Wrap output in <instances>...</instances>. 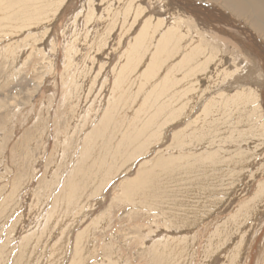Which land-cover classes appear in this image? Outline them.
<instances>
[{
  "label": "rangeland",
  "instance_id": "374dc122",
  "mask_svg": "<svg viewBox=\"0 0 264 264\" xmlns=\"http://www.w3.org/2000/svg\"><path fill=\"white\" fill-rule=\"evenodd\" d=\"M89 1L90 0H65L63 1L65 2L63 8L57 12L58 14L41 11L39 14L37 13V16H41L42 19L37 21V24H34L33 22L29 28H25L21 32L14 29L13 31L16 32L13 34L8 32L11 29L5 30L7 34L0 38V264H53L54 261L52 258L55 256L54 251L56 249L63 250V252L66 251L64 257L61 258L62 264H73V261H77L78 258L75 254H77L78 257L80 256L83 258V264H264V130L260 128L263 119H259L256 115L250 118L251 121L248 113L244 112L243 107L240 108V106H238L241 110L237 112L238 109L235 108L237 107V104L227 107L228 103L225 104L221 101V104L219 101L220 98L215 96L225 90H228L227 93L230 95H234L233 92L236 91V87H241V85H243L244 88H258L257 85L262 84V76L260 82L258 77L255 79V76L247 75L246 77H241L239 80L232 81V86L227 89L224 88L225 84H222V79L225 80L223 73H221L223 69L219 71V74H215L214 78H212L213 74H210L212 77L210 75V77L208 76V71L203 75H200V73L197 74V79L196 81L194 80L193 83H196L199 80V82H201L202 80L203 84L198 82L195 86L196 88L192 90L191 93L188 95L186 94V97L185 95L183 96L182 101L184 102H182V104L185 105L186 108L184 106L182 112L180 111V114L178 115L181 120L179 121L177 117L172 123L170 122L172 116L169 112L172 111L173 108L175 109V107L172 105V109L166 108L167 110H165L162 106L157 105L160 100H155L154 98L156 97H153V95L149 96L151 87L158 83V80L156 79L157 77H154L155 79L152 80L153 82L151 81L153 84L150 85V82L144 83L140 76L142 73L141 70H144L151 58L149 52H152L151 49H154L153 45L158 37L157 34V36H154V40L152 41L153 44L149 46L147 50L144 48L148 54L143 57L138 67L132 66V72L128 74L124 84H121L119 88H115V81L113 82L117 75L116 73L120 71L119 69L123 65L122 63H124V65L126 63L125 58H123V54L121 53H125L129 44H133L132 40L138 35L140 27L149 15L142 17V19L134 25L130 33L121 34L120 30H114L112 32L113 34L110 33L111 35L106 37L107 41H105V44V42L102 43L100 38H103V35L106 34V26H109V23L107 24V18L103 19L101 17V13H103L105 8L107 10V5L110 3L105 6L103 4L105 3L104 1L99 5V2L102 0H92L91 4L95 7L93 18H86V7H88ZM18 2L19 0H0V14L5 13L6 10L7 14L10 10L11 12H9L10 14L8 13V15H14V12L21 7V4ZM53 2L54 0H45L44 2H41L40 5H36V7L47 10ZM201 3L209 5L211 10L217 12L222 11V8L218 5L205 2ZM47 5L48 7L45 8ZM144 5H151L152 8L153 1L147 0V3ZM83 7L85 14L83 12L82 15L78 16V19H75L76 17L74 15L80 12ZM56 15L57 17H53ZM50 16L54 19L49 18ZM151 16L152 20H154L155 13H152ZM160 17L168 19L169 16L160 15ZM47 19L51 20L48 21ZM90 19H92V21H90ZM72 20L74 21L70 24V21ZM87 21L88 23H86ZM167 21L171 22V20ZM153 22L155 24V20ZM10 23L12 24V22ZM83 24L86 28L83 27ZM14 25L16 26V23ZM70 25L75 26H72L71 28ZM65 27L67 33L66 31L63 32ZM81 27L83 29H81ZM84 30L86 32H84ZM72 31L75 33L73 34ZM81 31L82 34L80 33ZM61 32H63V34L65 33V37ZM71 33L74 36L78 34L80 38L77 35V37L75 36L73 38ZM88 35V38H90L89 40L86 38ZM70 36H72V38ZM255 37L257 38L258 43L263 45L262 47L264 49V33H258ZM83 38H86L84 39L85 41ZM108 38H110V40H108ZM51 39H53V41H51ZM66 41H69L70 43ZM66 44L68 45L67 47ZM90 51L92 52L90 53ZM107 52L109 55H107ZM14 54L17 56L12 60L10 56H14ZM230 54H232L231 58H233V60L241 58L239 52L236 51L234 53H229V51L224 53L226 57H229ZM178 55L179 53L172 57L171 64L175 63L173 59L177 60ZM17 57L18 60L16 59ZM70 61L72 62V65L74 64L73 62H75L73 67H71ZM120 63L122 65H120ZM78 70H83V72L80 73ZM212 70H214V67H212ZM162 71V69L159 70L157 74H159V76H164L166 69L163 72ZM79 74L81 76H79ZM177 74L180 79L181 75L179 73ZM70 76H73V79ZM77 77H80L79 80ZM214 79L216 81H214ZM80 82H83L85 87L83 84L81 85ZM93 83L95 86L91 85ZM190 84L191 83L188 82L183 83V90L185 88H191ZM135 85H138L139 87ZM147 85L149 86L147 87ZM221 87L223 89H221ZM145 88L148 89L145 90ZM198 90L200 91L198 92ZM141 92L143 94H141ZM126 94L130 96H127ZM140 95H143V97H140ZM136 96H138L139 99H137ZM202 96L203 98H201ZM187 97H189V99ZM214 97L219 99L215 101V105L211 108L214 113L210 116H205V118H207L205 119L202 115V111L207 102ZM96 99L97 101H100V104ZM190 100H192V103ZM127 101H130V103ZM134 101L136 104L137 101L140 103L138 102V105L135 106V103H132ZM152 102L156 105L155 107L157 109ZM113 103L120 104L121 106L115 108V111ZM260 103L262 104L263 102L259 100V107L261 106ZM145 104L150 105L145 107ZM104 105L106 107H104ZM127 105L128 108L126 109ZM132 105L135 107H132ZM222 105H224V107ZM123 107L126 109L125 111ZM144 107L145 111H147V114L145 113L146 115L141 113V111L144 112ZM132 108L134 109L132 110ZM151 108L153 112L150 111ZM231 108L233 109L231 110ZM95 109L99 112L97 113ZM138 109L142 110L139 111ZM107 110H112L110 116L113 123L110 127L113 131L111 129L105 131L104 133L106 135L104 134V136H101V133H103L104 130H101L103 127L101 125V120L104 117V112ZM185 110L188 111V113L190 112V114H188L189 116L183 114L186 112ZM261 110L264 118V108ZM94 111L97 115H94L96 114ZM161 111L164 115L158 113ZM120 112L123 113L120 114ZM125 112H128V114ZM151 113H154V115ZM243 113H245V115ZM121 115L122 117L119 118ZM132 115L139 116L142 122L143 119L147 120L148 115L155 118L151 123H148V120L147 123L144 121L143 124L145 123L146 125L141 123V127L143 128L136 129L134 127L138 133L140 132L138 136L141 137L136 140L127 137L128 141H125L123 148L124 157L122 156L119 159L120 161H117V159H114L113 157L118 151V147L115 146L114 143L116 142V145L119 143H117V141L118 139H122L120 138L121 134V136L124 137V131H121V124L123 121H129L132 118L134 119L135 117ZM191 115L194 117L196 116V118ZM237 115H239V117ZM88 116L91 118V123L88 121ZM123 117L125 118L124 120ZM141 117L145 118L142 119ZM208 118H213L212 120L215 122H207ZM218 118L220 120L223 118L224 120L220 122ZM183 119L187 120L184 121ZM225 120L226 122L229 120V122L223 124ZM234 122H238L239 124L234 125ZM199 123H202V125ZM256 125H259V127ZM132 126H129V129H131L130 131H135ZM114 127L116 128L115 132ZM216 127H218V130L221 133L224 132V134L222 133L224 137L221 142H219V140L217 141L218 138H212L215 134L214 131L217 129ZM164 129H166V131ZM191 130L193 133L195 130V133L193 134L192 132H189ZM151 131L152 133H150ZM197 131H200L203 134L198 135L199 133ZM157 132L159 134L161 133V135ZM166 132L168 134H166ZM156 133L158 135H156ZM189 133L191 134L188 135ZM151 135L153 136L151 137ZM164 135L166 136L164 137ZM182 136L185 139H183ZM150 137L151 139L153 138V141L151 140L152 142L147 140V138ZM225 137L227 142H224ZM157 139H161V141L159 142ZM233 139L234 141H232ZM245 139L246 141H244ZM142 145L144 146L142 147ZM145 148L148 149V152L140 155L139 153L147 150ZM113 150L115 151L113 152ZM185 153H188L189 155H185L184 158ZM231 153L232 157L230 156ZM93 154L95 156H93ZM210 155L213 156V159L205 162L204 158ZM129 156H132V158ZM187 156H189V158ZM170 157L172 159H181L182 157L183 159H187L188 163L193 160V164H195V161H203L197 172L198 177L196 184L199 183L194 185L191 189H188L187 186L181 191L173 192L169 194L170 197L168 195L165 197L164 194H162V196L154 197V199H152L154 201H152L153 203L150 205L146 203L148 199L145 197H140L141 200L134 202L133 204L124 197V190L131 184L134 187L137 185L135 187L137 190H145V192H149L152 187L150 186V181H148L151 177L148 176L162 174L161 176L174 179L176 173L170 169L173 168L172 166L164 167L162 171L158 170L155 174L153 173L163 161H169V159H171ZM98 158H104L105 162L103 161L104 172L101 175H98V178L96 179L97 181L99 180V188L96 189L94 185L95 182L92 181L91 178L84 179V176L83 180L82 178L79 179L77 172L81 166H87L83 174H89V164H94V161ZM241 160L242 162H240ZM113 163L114 166L118 164L119 167L117 166L118 168H114ZM220 163L222 164L220 165ZM225 163H228L229 166ZM120 165H122L123 168ZM205 166L206 168H204ZM122 169L125 171H121ZM169 169L173 173H170ZM237 172L238 174H236ZM230 174H233V176ZM235 174L236 177H234ZM214 175L216 178H214ZM93 179H95V175ZM107 181H109L108 184L106 183ZM230 182L231 185H229ZM80 183H82L81 185L84 188L89 189L90 187V190L88 192L86 191V193H84V191L83 193H78V191L82 192L81 186H79ZM207 184H209V188ZM100 186L103 188H100ZM202 188L203 191L201 190ZM213 188L215 191H213ZM185 191L189 192L186 193ZM197 193H200L201 195ZM77 196H81L78 201L79 203L74 200V204L68 203L69 206L65 205L67 199L70 197L75 199ZM176 196H180L184 199L177 208L173 203L174 197ZM205 198H208L207 200L209 202H207ZM168 199H171V201L167 202ZM196 201L198 203H196ZM186 205L188 206L186 207ZM36 206L39 207L40 210L39 208H36ZM139 206H142L143 208H140ZM191 206L192 208H190ZM65 207H68V210ZM177 209H183V214H180L181 216L179 217V220L174 218L172 213ZM195 209L197 210L195 211ZM46 210L48 211L46 212ZM77 214L80 215L78 218ZM60 218L63 219L59 220ZM183 218H185V222L181 221ZM168 221L170 222L168 223ZM174 221L175 223H173ZM70 222L74 223L71 224ZM190 222H193L194 224H191ZM181 223L183 224L182 227ZM34 230L36 231V234ZM66 231L70 234L68 233L67 235ZM40 233H42V235ZM84 233L85 235H83ZM33 235L35 237H31ZM184 235L187 237L185 238ZM34 238L35 240H33ZM36 239H38L37 243ZM165 239L168 241L171 240V242H167ZM178 239L182 240V242ZM80 240H82L81 242L83 244L80 243ZM38 241L41 242L40 244L43 246H41ZM172 241H176L174 242L175 247L173 246ZM52 243L55 244L56 247L53 246ZM165 243H170L168 244V247L172 244V248H175L176 250L170 247L165 249L164 252L160 247L161 244ZM182 243L183 245L179 246ZM156 244H159L158 247L155 246ZM65 245H67V247ZM176 245L179 249L176 248ZM28 247L30 250L27 251L26 249H28ZM155 247H157V249ZM158 248L161 251H159ZM170 249L171 253L175 252L174 255L172 254L171 258L170 255L167 254ZM90 256L91 259H88ZM70 257L73 259L71 260ZM172 258H175L174 260L176 261ZM50 259L51 262H48Z\"/></svg>",
  "mask_w": 264,
  "mask_h": 264
},
{
  "label": "bare ground",
  "instance_id": "6f19581e",
  "mask_svg": "<svg viewBox=\"0 0 264 264\" xmlns=\"http://www.w3.org/2000/svg\"><path fill=\"white\" fill-rule=\"evenodd\" d=\"M45 1V0H44ZM43 0H19V4H21L20 6L21 7H19L15 12H14V15H8V13L9 12H11L10 10L8 11V13L6 14V11H5V13H3V14H0V38L1 37H3V36H5L7 33H6V31L5 30H9V29H11L10 31H8V32H10V33H14V32H16L17 30H18V32H21L22 30H24L25 28H29V26L34 22V24H37V21H40L41 19H42V17L41 16H37V13L39 14L41 11H45V13H50V12H52V13H55V14H58L57 12H59V10L61 9V8H63V5H64V3L65 2H63V1H65V0H54V2L53 3H51L50 4V8H48L47 10H44V9H39V8H37L36 7V5L38 6V5H40L41 4V2H44ZM47 1V0H46ZM53 1V0H52ZM83 1V0H82ZM94 1V0H93ZM103 1L105 2V3H103ZM153 1V6H152V8H151V5H149V6H146V5H144V4H146L147 3V0H102V1H100L99 2V5H101L100 3H103L105 6L107 5V4H109V5H107L108 7H107V10H106V8H105V10L103 11V13H101L102 14V18L103 19H105V18H107L108 20H107V24L109 23V26L107 25L106 26V34H104L103 35V38H100V40H102V43L103 42H105V41H107L106 39V37H108V36H110L111 34L110 33H112L114 30H116L117 29V31H119L120 30V33L121 34H126V33H130V31H131V29L134 27V25L136 24V23H138L141 19H142V17H144V16H147V15H149V17L143 22V25L140 27V29H139V33H138V35L135 37V39L134 40H132V42H133V44H129V47L127 48V50H126V52L125 53H121V54H123V58H125V65H124V63H120V65H122L121 67H120V71L118 72V73H116L117 75H116V77H115V80H113V82L115 81V83H114V86H115V88H119L120 87V85L121 84H124V81L126 80V78H127V76H128V74L129 73H131L132 71H131V68H132V66L134 67V66H137L138 67V65H139V63L141 62V60L143 59V57L146 55V54H148V53H146V51H145V49L144 48H146V50L149 48V46H151L153 43H152V41L154 40V36L157 34L158 35V37H157V39H156V42H155V44L153 45L154 46V49H151L152 50V52H149V54L151 55V58H150V60H149V62H148V64H147V66L144 68V70H141L142 71V73L140 74V76H141V80L144 82V83H149L150 85L151 84H153L152 82V80H154L156 77V79L158 80V83L155 85V86H152L151 87V92H150V95L149 96H152L153 95V97H156V98H154L155 100L156 99H158V100H160V102H158L157 103V105H159V106H162L163 108H165V110H167L166 108H168V109H172V105L175 107V109L173 110L172 109V111H170L169 113H170V115L172 116V120L170 121V122H172L173 120H175L177 117H178V115L180 114V111L182 112V109H183V107L185 106V105H183L182 104V102H184V101H182V98H183V96L185 95V97H186V94L188 95L189 93H191V91L192 90H194L196 87V85L198 84V82L200 81H197L196 83H193L194 82V80L196 81V76H197V74H199L200 73V75L202 74H206V72L208 71V76L210 75V74H213V77L212 78H214V75L215 74H219V71L221 70V69H223V71H221V73H223V75H224V79L225 80H223L222 79V84L224 83L225 84V86H224V88H227V89H229L230 88V86H232V81H236V80H239V78H241V77H246L247 75L249 76V75H251V76H255V79L258 77L259 78V82H260V80H262L261 79V76H262V78H263V81H262V84L261 85H257V87L258 88H255L254 87V89H252V88H249V87H246V88H244L243 87V85H241V87L239 86L238 88L236 87V91H231V92H233V94L234 95H230L229 93H227L228 92V90L226 91H223V92H221L219 95H215L216 97L218 96V98H220V103L222 104V102H224L225 104L226 103H228L227 104V107L229 106L230 107V105H236L237 104V107H235L236 109H238V111L237 112H239L241 109V107H243L244 108V112L245 113H248V115H249V119L250 118H252L253 116H256L257 115V117L259 118V119H263V123L260 125V128L261 129H263L264 130V118H263V113H262V108H264V49H263V45H261L260 43H258V40H257V38L255 37L256 36V34H258V33H264V0H152ZM81 2V1H80ZM201 2H205V3H208V4H215V5H218L220 8H222V11H214V10H211V7L209 6V5H207V4H203V3H201ZM92 3V0H90L89 1V3H88V7H86L87 8V16H86V18L87 17H89V18H93V12L95 11V7H94V5L93 4H91ZM2 4V3H1ZM83 5V4H82ZM42 6V5H41ZM44 6V5H43ZM103 6V5H102ZM48 7V5L47 6H45V8H47ZM145 7H148V8H145ZM214 7V6H213ZM216 7V6H215ZM34 9V11H33V9ZM79 9V8H78ZM216 9H218V8H216ZM62 10V9H61ZM84 10V7L81 9V11L80 12H78L76 15H74L75 17V19H78V16L79 15H82L83 14V11ZM31 11H33L32 13H30ZM85 11H86V9H85ZM152 13H155V17H154V20H155V24H154V20H152V16H151V14ZM10 14V13H9ZM84 14H85V12H84ZM158 15V16H157ZM160 15H168L169 17H168V19H166V18H161L160 17ZM73 16V15H72ZM153 16H154V14H153ZM53 17H57V15L56 16H53ZM53 17H49V18H53ZM48 18V19H49ZM47 19V20H48ZM50 19V20H51ZM54 19V18H53ZM50 20H48V21H50ZM66 20H68V19H66ZM89 20V19H88ZM167 20H171V22H169V21H167ZM60 21V20H59ZM74 20H72V21H70V24H71V22H73ZM90 21H92V19H90ZM89 21V22H90ZM10 22H12V24L10 23ZM69 22V21H68ZM77 22V21H76ZM104 22H106V21H104ZM16 23V26L14 25ZM86 23H88V21L86 22ZM74 24H76V23H74ZM92 24V23H91ZM90 24V25H91ZM106 24V23H105ZM68 25H69V23H68ZM67 25V26H68ZM93 25V24H92ZM154 25V26H153ZM71 26V25H70ZM73 26V25H72ZM72 26H71V28H72ZM75 26V25H74ZM73 26V27H74ZM89 26V25H88ZM98 26H99V24H98ZM83 27H85L84 26V24H83ZM92 27V26H91ZM48 28V27H47ZM86 28V27H85ZM97 28V27H96ZM16 30V31H13V30ZM38 29V28H37ZM36 29V30H37ZM45 29V28H44ZM67 29H69V28H67ZM78 29V28H77ZM81 29H83L82 27H81ZM95 29V28H94ZM98 29V28H97ZM39 30H41V29H39ZM29 31H30V29H29ZM66 31V27H65V30L63 31V32H65ZM70 31V30H69ZM80 31V30H79ZM103 31V32H104ZM137 31V30H136ZM35 32V31H34ZM63 32H61V34H63ZM73 32V34L75 33L74 31H72ZM84 32H86L85 30H84ZM83 32V33H84ZM66 33H67V31H66ZM77 33V32H76ZM81 34H82V31L80 32ZM79 33V34H80ZM97 33V32H96ZM44 34V33H43ZM72 34V33H71ZM72 34V35H73ZM113 34V33H112ZM11 35V34H10ZM64 35V37H65V33L63 34ZM63 35H62V37H63ZM67 35V34H66ZM77 36H79L78 34H76ZM75 35V36H76ZM102 35V34H101ZM156 35V36H157ZM74 35H73V38L75 37ZM76 36V37H77ZM15 37V36H14ZM63 37V38H64ZM71 38H72V36H70ZM69 37V38H70ZM82 37V36H81ZM89 37V35L88 36H86V38L89 40L90 38H88ZM98 37V36H97ZM100 37V36H99ZM123 37V36H122ZM126 37V36H125ZM242 37V38H241ZM244 37V38H243ZM79 38H80V36H79ZM86 38H83V40L84 39H86ZM78 39V38H77ZM82 39V38H81ZM94 39H96V38H94ZM118 39V38H117ZM64 40V39H63ZM69 40V39H68ZM97 40V39H96ZM95 40V41H96ZM99 40V39H98ZM108 40H110V38H108ZM124 40V39H123ZM27 41V40H26ZM51 41H53V39H51ZM85 41V40H84ZM66 42H69V41H66ZM83 42V41H82ZM96 42H98V41H96ZM131 42V43H132ZM148 44H147V43ZM26 43V42H25ZM29 43V42H28ZM53 43V42H52ZM51 43V44H52ZM70 43V42H69ZM68 43V44H69ZM86 43V42H85ZM90 43H92V42H90ZM127 43V42H126ZM264 43V42H263ZM96 44V43H95ZM100 44V43H99ZM105 44H106V42H105ZM63 45H65V44H63ZM98 45V44H97ZM96 45V46H97ZM147 45V46H146ZM68 45L66 44V47H67ZM91 46H93V45H91ZM104 46V45H103ZM117 46V45H116ZM73 47V46H72ZM75 47V46H74ZM80 47V46H79ZM3 48V47H2ZM13 48V47H12ZM78 48V47H77ZM96 48V47H95ZM95 48H94V50H95ZM121 48V47H120ZM33 49V48H32ZM67 49V48H66ZM65 49V50H66ZM111 49V48H110ZM230 49V50H229ZM53 50V49H52ZM51 50V51H52ZM78 50V49H77ZM104 50V49H103ZM150 50V51H151ZM8 51V50H7ZM43 51V50H42ZM68 51H70V50H68ZM123 51V50H122ZM229 51V53L230 52H239V54H240V56H241V58L240 59H235V60H233V58H231L232 57V54H230V56L229 57H226L225 55H224V53H226V52H228ZM32 52V51H31ZM92 51H90V53H91ZM101 52V51H100ZM124 52V51H123ZM148 52V51H147ZM8 53V52H7ZM18 53V52H17ZM114 53V52H113ZM120 53V52H119ZM179 53V55H178V59L176 60V59H173V61H175V63L174 64H171V60H172V57L175 55V54H178ZM1 54V53H0ZM117 54V53H116ZM115 54V55H116ZM121 54H119V55H121ZM88 55V54H87ZM99 55V54H98ZM107 55H109L108 54V52H107ZM118 55V56H119ZM15 56H17V55H15L14 54V56L13 55H11L10 56V58H12V60H14L15 59ZM75 56V55H74ZM81 56V55H80ZM102 56V55H101ZM8 57H9V54H8ZM7 57V58H8ZM87 57V56H86ZM93 57V56H92ZM122 57V56H121ZM104 58V57H103ZM17 60H18V57L16 58ZM87 59V58H86ZM87 60H89V59H87ZM95 60V59H94ZM16 61V60H15ZM33 63V62H32ZM70 63H71V67H73V65L75 64V62H73L74 64L72 65V62L70 61ZM77 63V62H76ZM93 63V62H92ZM91 63V64H92ZM99 63H101V62H99ZM107 63V62H106ZM116 63V62H115ZM169 65H168V64ZM65 64V63H64ZM78 64V63H77ZM82 64V63H81ZM80 64V65H81ZM85 64V63H84ZM83 64V65H84ZM145 64V63H144ZM66 65H68V64H66ZM114 65V64H113ZM119 65V64H118ZM78 66V65H77ZM76 66V67H77ZM70 67V68H71ZM90 67V66H89ZM99 67V66H98ZM212 67H214V70H212ZM91 68H92V66H91ZM104 68H105V66H104ZM113 68V67H112ZM117 68V67H116ZM163 68H165L166 69V71H165V75L164 76H159V74H157L158 72H159V70H165V69H163ZM110 69H111V67H110ZM210 69V70H209ZM86 70V69H85ZM117 70V69H116ZM139 70V69H138ZM67 71V70H66ZM78 71H80V70H78ZM89 71H91V70H89ZM112 71V70H111ZM136 71V70H135ZM162 71V72H163ZM69 72V71H68ZM83 72V70H81L80 71V73H82ZM114 72V71H113ZM112 72V73H113ZM117 72V71H116ZM162 72H161V74H162ZM65 73V72H64ZM77 73V72H76ZM111 73V72H110ZM177 73H179L180 75H181V78L179 79L178 78V74ZM67 74V73H66ZM69 74V73H68ZM74 75V74H73ZM109 75H111V74H109ZM64 76V75H63ZM78 76V75H77ZM79 76H81L80 74H79ZM113 76V75H112ZM114 76H115V74H114ZM139 76V75H138ZM156 76V77H155ZM209 76V77H210ZM219 76V75H218ZM221 76V75H220ZM66 77V76H65ZM64 77V78H65ZM71 77V76H70ZM86 77V76H85ZM96 77V76H95ZM105 77V76H104ZM107 77H108V74H107ZM155 77V78H154ZM72 79H73V76L71 77ZM74 78H75V76H74ZM78 78V80H79V78L80 77H77ZM93 78V77H92ZM131 78V77H130ZM215 78H217V77H215ZM99 79V78H98ZM105 79H106V77H105ZM113 79V78H112ZM135 79H137V78H135ZM218 79V78H217ZM248 79H249V77H248ZM62 80H64V79H62ZM65 80H67V79H65ZM76 80V79H75ZM78 80H76V81H78ZM82 80V79H81ZM94 80V79H93ZM156 80V81H157ZM97 81V80H96ZM140 81V80H139ZM138 81V82H139ZM152 81V82H151ZM214 81H216L215 79H214ZM218 81V80H217ZM257 81V80H256ZM79 82V81H78ZM135 82V81H134ZM141 82V81H140ZM142 82V83H143ZM185 82H188V83H191L190 85V87L191 88H185L184 90H183V83H185ZM221 82V81H220ZM258 82V83H259ZM64 83V82H63ZM68 83V82H67ZM66 83V84H67ZM72 83V82H71ZM74 83V82H73ZM81 83V82H80ZM136 83V82H135ZM193 83V84H192ZM199 83H202L203 84V81L201 80V82H199ZM83 84V82L81 83V85ZM102 84V83H101ZM137 84H139V83H137ZM195 84V85H194ZM92 86L94 85V83L93 84H91ZM214 85V84H213ZM215 85H216V83H215ZM70 86V85H69ZM83 86H84V84H83ZM95 86V85H94ZM102 86V85H101ZM100 86V87H101ZM106 86V85H105ZM135 86H138V85H135ZM149 85H147V87H148ZM85 87V86H84ZM84 87H83V89H84ZM139 87V86H138ZM144 87H146V86H144ZM217 87V86H216ZM234 87V86H233ZM76 88V87H75ZM95 88V87H94ZM103 88H104V86H103ZM113 88V87H112ZM111 88V89H112ZM123 88H125V87H123ZM122 88V89H123ZM135 88V87H134ZM206 88V87H205ZM220 88V87H219ZM74 89V88H73ZM80 89V88H79ZM133 89V88H132ZM146 89H148V88H145V90ZM177 89V90H176ZM208 89V88H207ZM221 89H223L222 87H221ZM233 89V88H232ZM231 89V90H232ZM105 90V89H104ZM112 90H114V89H112ZM116 90V89H115ZM118 90V89H117ZM133 90H135V89H133ZM143 90V89H142ZM172 90H174V91H172ZM74 91V90H73ZM98 91V90H97ZM103 91V90H102ZM101 91V92H102ZM132 91V90H131ZM141 91V90H140ZM196 91V90H195ZM200 90H198V92H199ZM204 91V90H203ZM211 91V90H210ZM213 91V90H212ZM76 92V91H75ZM110 92V91H109ZM108 92V93H109ZM137 92H138V89H137ZM91 93V92H90ZM104 93V92H103ZM112 93V92H111ZM119 93V92H118ZM130 93V92H129ZM135 93H136V91H135ZM208 93V92H207ZM217 93V92H216ZM215 93V94H216ZM121 94H123V93H121ZM139 94V93H138ZM141 94H143L142 92H141ZM205 94V93H204ZM204 94H203V96H204ZM212 94V93H211ZM62 95H65V94H62ZM112 95V94H111ZM114 95V94H113ZM127 95V94H126ZM145 95V94H144ZM147 95V94H146ZM210 95V94H209ZM127 96H130V95H127ZM126 96V97H127ZM170 96H172V97H170ZM191 96V95H190ZM203 96L201 97V98H203ZM206 96V95H205ZM96 97V96H95ZM98 97V96H97ZM113 97V96H112ZM111 97V98H112ZM137 97V99H139V97L138 96H136ZM140 97H143V95L141 96L140 95ZM169 97V98H168ZM211 97V96H210ZM216 97H214V98H210L211 100L209 101V100H207V101H209V102H207V104H206V106H205V108H204V106H203V111H202V115H203V117L205 118V116H210V115H212V113H214L213 112V109H211L212 108V106H214L215 105V101L217 100L216 99ZM108 98V97H107ZM114 98H116V97H114ZM151 98V97H150ZM149 98V99H150ZM188 99H189V97H187ZM208 98V97H207ZM77 99V98H76ZM104 99V98H103ZM121 99V98H120ZM125 99H127V98H125ZM136 99V100H137ZM143 99V98H142ZM166 99V100H165ZM171 99V100H170ZM89 100V99H88ZM100 100V99H99ZM107 100V99H106ZM106 100H104V101H106ZM124 100V99H123ZM185 100V99H184ZM198 100H200V99H198ZM197 100V101H198ZM204 100V99H203ZM259 100H261V102H263L262 104H261V106L259 107V105H258V102H259ZM70 101V100H69ZM96 101H97V99H96ZM133 101V100H132ZM140 101V100H139ZM139 101H137V104L135 103V101L134 102H132L133 104L135 103V106H137L138 105V102ZM142 101V100H141ZM144 101V100H143ZM148 101V100H147ZM192 100H190V102H191ZM196 101V102H197ZM222 101V102H221ZM99 104H100V101H97ZM102 102V101H101ZM115 102V101H114ZM127 102H129L130 103V101H127ZM201 102V101H200ZM199 102V103H200ZM97 103V104H98ZM119 103V102H118ZM126 103V102H125ZM140 103V102H139ZM148 103V102H147ZM186 103H187V101H186ZM192 103V102H191ZM217 103V102H216ZM96 104V103H95ZM94 104V105H95ZM105 104V103H104ZM109 104V103H108ZM114 104V103H113ZM152 104H154L153 102H152ZM185 104V103H184ZM190 104V103H189ZM194 104H195V102H194ZM79 105V104H78ZM102 105V104H101ZM101 105H99V106H101ZM129 105V104H128ZM128 105H127V107H126V109L128 108ZM141 105H142V103H141ZM147 105H150V104H145V107H147ZM196 105V104H195ZM198 105V104H197ZM217 105H218V103H217ZM99 106H97V107H99ZM119 106H121L120 104H114V109L115 108H118ZM134 105H132V107H133ZM134 106V107H135ZM156 105L154 104V107H155ZM193 106V105H192ZM221 106V105H220ZM223 107H224V105H222ZM238 106H240V108L238 107ZM92 107V106H91ZM104 107H106L105 105H104ZM145 107H144V109H143V111L144 112H142L140 109H138L139 111H141V113H143V114H145L147 111H145ZM226 107V108H227ZM138 108V107H137ZM156 108V107H155ZM155 108H153V109H155ZM185 108H186V106H185ZM184 108V109H185ZM193 108V107H192ZM216 108H217V106H216ZM226 108H225V111H226ZM105 109V108H104ZM103 109V110H104ZM107 109H109V108H107ZM122 109V108H121ZM120 109V110H121ZM123 109H124V107H123ZM126 109H124V111L126 110ZM134 108H132V110H133ZM157 109V108H156ZM233 108H231V110H232ZM97 109H95V111H96ZM101 110V109H100ZM119 110V111H120ZM230 110V111H231ZM92 111V110H91ZM94 111V112H95ZM115 111H116V109H115ZM119 111H118V115H119ZM135 111V110H134ZM150 111H152V108H151V110ZM156 111V110H155ZM169 111V110H168ZM186 111V110H185ZM190 111V110H189ZM217 111V110H216ZM93 112V111H92ZM97 112V111H96ZM95 112V113H96ZM99 112V111H98ZM97 112V113H98ZM104 112V111H103ZM128 112H130V111H128ZM128 112H125V113H127L128 114ZM135 112H137V111H135ZM134 112V113H135ZM153 112V111H152ZM167 112V111H166ZM165 112V113H166ZM187 112V113H186ZM186 112H184L183 114H186V116L188 115V114H190V112L188 113V111H186ZM194 112V111H193ZM218 112V111H217ZM232 112V111H231ZM90 113V112H89ZM89 113H87V114H89ZM97 113L96 114H94V115H97ZM105 114H104V117L102 118V120H101V125L103 126L102 127V129L101 130H103V133H101V136L103 135L104 136V132L105 131H108V130H110L111 129V127H110V125L113 123L112 121H111V114H112V110H107L106 112H104ZM121 113H123V112H120V114ZM159 114H162L163 112L161 111V112H158ZM226 113V112H225ZM233 113V112H232ZM245 113H243L244 115H245ZM93 114V113H92ZM130 114V113H129ZM147 114V113H146ZM145 114V115H146ZM151 114H153L154 115V113H151ZM167 114H168V112H167ZM182 114V115H183ZM196 114V113H195ZM228 114V113H227ZM230 114V113H229ZM235 114H237V113H235ZM239 114V113H238ZM94 115H91V116H94ZM115 115V114H114ZM117 115V116H118ZM124 115V114H123ZM137 115V114H136ZM162 115H164V114H162ZM193 115V114H192ZM191 115V116H192ZM224 115V114H223ZM234 115V114H233ZM85 116H87V115H85ZM98 116H99V114H98ZM126 116V115H125ZM133 116V115H132ZM131 116V117H132ZM158 116V115H157ZM156 116V117H157ZM159 116H161V115H159ZM184 116V115H183ZM189 116V115H188ZM238 117H239V115H237ZM122 117V115L119 117V118H121ZM133 117H135L134 119H133V121L131 122V120L132 119H130L129 121H123L122 122V124H121V131H124V137L123 136H121L120 135V138H122L121 140L120 139H118V141H117V145L114 143V145L115 146H117L118 147V151L116 152V155L114 156L113 155V157H114V159L116 158L117 159V161L124 155V151H123V148H124V144H125V141H128V139H127V137L129 138V139H139L141 136H138L139 135V133L136 131V129L137 128H143V127H141V123L143 124V122L144 121H146V123H147V120H148V123H151V121L155 118V117H150L149 115H148V117H147V120L145 119H143V118H145V117H141L142 119H143V122L140 120V117L139 116H133ZM166 117H168V116H166ZM192 117H194V116H192ZM237 117V118H238ZM76 118V117H75ZM79 118V117H78ZM88 118V121H90V123H91V118L88 116L87 117ZM86 118V119H87ZM90 118V119H89ZM115 118H117V117H115ZM118 118V119H119ZM127 118V117H126ZM194 118H196V116L194 117ZM220 118V117H219ZM218 118V119H219ZM232 118V117H231ZM81 119V118H80ZM83 119V118H82ZM95 119V118H94ZM118 119H116V120H118ZM125 118L123 117V120H124ZM178 119H179V117H178ZM205 119H207V118H205ZM213 118H208V120H207V122L208 121H210L211 123H214L215 121L214 120H212ZM229 119V118H228ZM234 119V118H233ZM238 119H240V118H238ZM242 119V118H241ZM245 119V118H244ZM115 120V121H116ZM128 120V119H127ZM161 120V119H160ZM164 120V119H163ZM170 120V119H169ZM181 119H179V121H180ZM184 120V119H183ZM185 120H187V119H185ZM184 120V121H185ZM198 120H200V119H198ZM224 119L222 118L221 120L219 119V121L220 122H222ZM251 120V119H250ZM255 120V119H254ZM81 121H83V120H81ZM236 121H237V119H236ZM252 121V120H251ZM260 121V120H259ZM161 122H162V120H161ZM166 122V121H165ZM187 122V121H186ZM193 122V121H192ZM199 122V121H198ZM203 122V121H202ZM228 122H229V120H228ZM228 122H226V120L223 122V124H226V123H228ZM254 122V121H253ZM88 123V122H87ZM121 123V122H120ZM130 123H133V124H130ZM173 123V122H172ZM179 123V122H178ZM219 123V122H218ZM244 123V122H243ZM248 123V122H247ZM260 123H261V121H260ZM79 124H80V122H79ZM145 124V123H144ZM143 124V125H144ZM167 124V123H166ZM199 124H201L202 125V123H199ZM217 124V123H216ZM238 125L239 123L238 122H234V125ZM258 124V123H257ZM133 125V126H132ZM146 125V124H145ZM149 125V124H148ZM151 125H153V124H151ZM163 125V124H162ZM186 125V124H185ZM184 125V126H185ZM193 125V124H192ZM211 125V124H210ZM219 125V124H218ZM221 125V124H220ZM228 125V124H227ZM116 126V125H115ZM129 126H132V128H134L135 129V131H130L131 129H129ZM173 126V125H172ZM206 126V125H205ZM224 126V125H223ZM253 126H254V123H253ZM257 127H259V125H256ZM149 127V126H148ZM155 127V126H154ZM191 127V126H190ZM195 127V126H194ZM199 127V126H198ZM222 127V126H221ZM232 127V126H231ZM68 128V127H67ZM115 128V127H114ZM160 128V127H159ZM208 128V127H207ZM217 128V129H216ZM215 129V134H214V136H212V135H209V136H212V138L214 137L215 139H217V141L219 140V142H221L222 141V138L224 137L223 136V134H224V132H220L219 130H218V127H216ZM118 129V128H117ZM138 129V130H139ZM162 129V128H161ZM184 129V128H183ZM187 129H188V127H187ZM191 129V128H190ZM189 129V130H190ZM199 129V128H198ZM205 129V128H204ZM209 129H211V128H209ZM232 129V128H231ZM230 129V130H231ZM244 129V128H243ZM249 129V128H248ZM247 129V130H248ZM253 129H255V128H253ZM67 130V129H66ZM78 130V129H77ZM112 130V129H111ZM154 130V129H153ZM165 131H166V129H164ZM80 131V130H79ZM113 131V130H112ZM116 131V128H115V130H114V132ZM120 131V132H121ZM144 131V130H143ZM157 131V130H156ZM155 131V132H156ZM186 131V130H185ZM232 131V130H231ZM249 131V130H248ZM247 131V132H248ZM260 131V130H259ZM189 132H192L193 133V131L191 130V131H189ZM199 134L198 135H201V134H203L202 132H200V131H197ZM250 132V131H249ZM254 132V131H253ZM261 132V131H260ZM123 133V132H122ZM150 133H152V131L150 132ZM154 133V132H153ZM158 133V132H157ZM156 133V135H158ZM194 133H195V130H194ZM193 133V134H194ZM230 133V132H229ZM115 134V133H114ZM155 134V133H154ZM166 134H168L167 132H166ZM191 133H189L188 135H190ZM228 134V133H227ZM262 134V133H261ZM69 135V134H68ZM106 135V134H105ZM112 135V134H111ZM159 135H161V133L159 134ZM180 135V134H179ZM182 135V134H181ZM184 135H185V133H184ZM220 135V136H219ZM100 136V135H99ZM100 136V137H101ZM119 136V135H118ZM153 135H151V137H152ZM166 135H164V137H165ZM175 136V135H174ZM193 136V135H192ZM197 136V135H196ZM203 136V135H202ZM207 136V135H206ZM99 137V138H100ZM114 137V136H113ZM112 137V138H113ZM151 137L150 138H147V140L148 141H151L152 139H151ZM158 137H161V136H158ZM183 137V136H182ZM188 137V136H187ZM198 137V136H197ZM201 137V136H200ZM261 137V136H260ZM189 138H190V136H189ZM202 138V137H201ZM239 138V137H238ZM175 139H176V137H175ZM183 139H185L184 137H183ZM194 139V138H193ZM235 139V138H234ZM234 139L232 140V141H234ZM141 140V139H140ZM157 140H159V139H157ZM236 140V139H235ZM131 141V140H130ZM153 141V140H152ZM151 141V142H152ZM156 141V140H155ZM161 141V139L159 140V142ZM195 141H196V139H195ZM197 141H198V139H197ZM214 141V140H213ZM226 141V137H225V140H224V142ZM239 141V140H238ZM237 141V142H238ZM244 141H246V139L244 140ZM103 142V141H102ZM227 142V141H226ZM100 143V142H99ZM107 143V142H106ZM134 143V142H133ZM246 143V142H245ZM111 144V143H110ZM224 144V143H223ZM218 145H219V143H218ZM220 145H221V143H220ZM226 145V144H225ZM103 146V145H102ZM134 146V145H133ZM133 146H131V147H133ZM144 145H142V147H143ZM240 146V145H239ZM136 147V146H135ZM141 147V148H142ZM186 147V146H185ZM100 148V147H99ZM114 148V147H113ZM112 148V149H113ZM129 148H130V146H129ZM140 148V149H141ZM213 148V147H212ZM225 148V147H224ZM262 148V147H261ZM125 149H127V148H125ZM124 149V150H125ZM144 149V148H143ZM142 149V150H143ZM145 149H147V148H145ZM154 149V148H153ZM248 149V148H247ZM128 150V149H127ZM131 150V149H130ZM129 150V151H130ZM134 150V149H133ZM182 150V149H181ZM213 150V149H212ZM89 151V150H88ZM93 151V150H92ZM95 151V150H94ZM115 150H113V152H114ZM132 151V150H131ZM151 151V150H150ZM178 151V150H177ZM102 152V151H101ZM127 152V151H126ZM133 152V151H132ZM137 152V151H136ZM140 152H141V150H140ZM145 152H148V149L145 151H142L141 153H139L140 155H142L143 153H145ZM205 152V151H204ZM210 152V151H209ZM238 152H240V151H238ZM256 152V151H255ZM86 153V152H85ZM88 153V152H87ZM89 153H91V152H89ZM93 153V152H92ZM135 153V152H134ZM189 153V152H188ZM188 153H185L184 154V158H185V155H187ZM195 153V152H194ZM197 153H199V152H197ZM200 153L202 154V152L200 151ZM242 154V153H241ZM240 154V155H241ZM145 155V154H144ZM143 155V156H144ZM183 155V154H182ZM189 155V154H188ZM230 155V154H229ZM236 155H238V154H236ZM239 155V156H240ZM253 155V154H252ZM258 155V154H257ZM93 156H95L94 154H93ZM192 156V155H191ZM200 156V155H199ZM231 157H232V153H231V155H230ZM238 156V157H239ZM124 157V156H123ZM129 157H131L132 158V156H129ZM128 157V158H129ZM188 158H189V156H187ZM202 157V156H201ZM230 157V158H231ZM244 157V156H243ZM263 157V156H262ZM171 158V157H170ZM178 158V157H177ZM191 158V157H190ZM204 158V157H203ZM224 158V157H223ZM234 158V157H233ZM108 159V158H107ZM127 159V158H126ZM166 159V158H165ZM193 159V158H192ZM210 159H213V156L212 155H210V156H207V157H205L204 158V161L205 162H208V160H210ZM225 159V158H224ZM196 160V159H195ZM223 160V159H222ZM240 160V159H239ZM103 161L105 162V159L103 158H98L97 160H95L94 161V164H89V167H88V169H90V173L89 174H83V172H84V170L86 169V167L87 166H81V168L78 170V172H77V176H78V178L80 179V178H82V180H83V177H84V179H89V178H91L92 179V181H94L93 183H94V185H95V187H96V189L97 188H99V180L97 181L96 179L98 178V175H101L103 172H104V165H103ZM107 161H109V160H107ZM113 161V160H112ZM120 161V160H119ZM127 161V160H126ZM193 161V160H192ZM191 161V162H192ZM216 161V160H215ZM215 161H213V162H215ZM225 161H226V159H225ZM229 161V160H228ZM232 161V160H231ZM235 161V160H234ZM102 162V163H101ZM115 162V161H114ZM123 162V161H122ZM125 162V161H124ZM157 162V161H156ZM156 162H155V164H156ZM159 162V161H158ZM188 163V160L187 159H183L182 157H181V159H169V161H163L158 167H157V169H156V171L155 172H153L154 174L159 170H163V168L165 167H167V166H172L173 168H170V167H168V168H170L173 172H175L176 174H175V176L176 177H174V179L173 178H170V177H164V176H161V175H153V176H148V177H151V179L150 180H148V181H150V186L152 187V189H150L149 190V192H145V190H137V188H135L132 184L130 185V186H128V187H126V189L124 190V197L125 198H127L132 204L134 203V202H137V201H140L141 200V198L140 197H145V198H147L148 200L146 201V203L147 204H152L153 202L152 201H154V200H152V199H154V197H158V196H162V194H164L165 195V197L168 195L169 196V194H171V193H173V192H178V191H181L183 188H185V187H187L188 186V189H191L194 185H197L196 184V182H197V175H198V171H199V169H200V164L201 163H203V161H195V164H193V162L192 163ZM211 162V161H210ZM222 162H224V161H222ZM240 162H242V160L240 161ZM245 162V161H244ZM243 162V163H244ZM242 163V164H243ZM215 164V163H214ZM222 163H220V165H221ZM226 165H228V163H225ZM111 165V164H110ZM123 165V164H122ZM122 165H120L121 167H122ZM218 165V164H217ZM224 165V164H223ZM225 165V166H226ZM236 165V164H235ZM107 166V165H106ZM119 167V165L118 164H116L115 166H114V163H113V167L115 168V167ZM125 166V165H124ZM229 166V165H228ZM240 166H242V165H240ZM117 167V168H118ZM209 167V166H208ZM222 167V166H221ZM232 167V166H231ZM252 167V166H251ZM106 168V167H105ZM123 168V167H122ZM196 168V169H195ZM204 168H206V166L204 167ZM203 168V169H204ZM224 168V167H223ZM233 168H234V166H233ZM232 168V169H233ZM247 168V167H246ZM67 169V168H66ZM169 169V170H170ZM226 169H228V168H226ZM239 169V168H238ZM241 169V168H240ZM119 170V169H118ZM171 170H170V173H173V172H171ZM215 170H217V169H215ZM218 170H220V169H218ZM234 170H235V168H234ZM237 170V169H236ZM247 170V169H246ZM112 171H113V169H112ZM121 171H125V170H121ZM152 171V170H151ZM166 171V170H165ZM206 171V170H205ZM241 171V170H240ZM106 172H107V170H106ZM114 172V171H113ZM164 172V171H163ZM119 173H120V171H119ZM158 173V174H159ZM219 173V172H218ZM225 173V172H224ZM228 173V172H227ZM230 173V172H229ZM233 173V172H232ZM240 173V172H239ZM169 174V173H168ZM206 174H207V172H206ZM223 174V173H222ZM236 174H238V172L236 173ZM236 174H235V176L234 177H236ZM241 174V173H240ZM94 175H95V179H93V177H94ZM120 175V174H119ZM212 175V174H211ZM230 175H232L233 176V174H230ZM171 176V175H170ZM209 176V175H208ZM70 178V177H69ZM69 178H68V180H69ZM214 178H216V176L214 175ZM228 178H229V176H228ZM238 178V177H237ZM74 179V178H73ZM72 179V180H73ZM210 179V178H209ZM72 180H71V182H72ZM141 180V179H140ZM211 180H212V177H211ZM223 180V179H222ZM231 180V179H230ZM264 180V179H263ZM89 181V180H88ZM208 181V180H207ZM139 182V181H138ZM226 182V181H225ZM77 183V182H76ZM107 184L109 183V181H107L106 182ZM148 183V182H147ZM208 183H209V181H208ZM213 183V182H212ZM215 183V182H214ZM220 183H221V181H220ZM227 183V182H226ZM225 183V184H226ZM82 183H80L79 184V186H81V189H82V192H79L78 191V193H83V191H84V193H86V191L88 192L89 190H90V187H89V189L88 188H84L82 185H81ZM219 184V183H218ZM75 185V184H74ZM144 185V184H143ZM202 185V184H201ZM205 185V184H204ZM229 185H231V182H230V184ZM84 186H86V185H84ZM122 186V185H121ZM207 186H208V188H209V184H207ZM213 186V185H212ZM216 187V186H215ZM93 188V187H92ZM100 188H103V187H101L100 186ZM217 188V187H216ZM219 188V187H218ZM76 189V188H75ZM95 189V190H96ZM205 189H207V188H205ZM228 189V188H227ZM74 190V189H73ZM91 190H94V189H91ZM199 190V189H198ZM202 191H203V188L201 189ZM74 191H76V190H74ZM145 192V193H141V192ZM212 191V190H211ZM211 191H210V193H211ZM213 191H215L214 190V188H213ZM217 191H219V190H217ZM95 192V191H94ZM186 192V191H185ZM189 192V191H188ZM188 192H186V193H188ZM182 193H184V192H182ZM209 193V192H208ZM197 194H200V193H197ZM204 194H206V193H204ZM215 194H216V192H215ZM68 195V194H67ZM87 195H89V194H87ZM175 195V194H174ZM179 195V194H178ZM201 195V194H200ZM64 196V195H63ZM69 196V195H68ZM172 196V195H171ZM206 196V195H205ZM210 196V195H209ZM261 196V195H260ZM10 197V196H9ZM12 197V196H11ZM46 197H47V195H46ZM64 197H66V196H64ZM170 197V196H169ZM202 197H203V195H202ZM214 197H216V196H214ZM213 197V198H214ZM81 198V196L79 197V196H77L75 199H73V198H69V199H67V202L65 203V205L66 206H69V204H74L75 203V201L74 200H76V202H78L79 201V199ZM83 198V197H82ZM85 198V197H84ZM88 198V197H87ZM163 198V197H162ZM209 198V197H208ZM208 198H205L206 200L208 199ZM126 199V200H127ZM172 199V198H171ZM171 199L169 200L168 199V201L167 202H170L171 201ZM211 199V198H210ZM90 200V199H89ZM144 200V199H143ZM214 200H215V198H214ZM225 200V199H224ZM252 200V199H251ZM66 201V200H65ZM163 201V200H162ZM184 201V199L182 198V197H180V196H176V197H174V201H173V203H174V205H176V208L178 207V206H180V204L182 203ZM83 202V201H82ZM193 202V201H192ZM203 202V201H202ZM207 202H209L208 200H207ZM229 202V201H228ZM59 203V202H58ZM69 203V204H68ZM79 203V202H78ZM86 203V202H85ZM145 203V204H146ZM196 203H198L197 201H196ZM213 203H215V202H213ZM251 203V202H250ZM167 204V203H166ZM194 204V203H193ZM204 204V203H203ZM246 204V203H245ZM259 204V203H258ZM264 204V203H263ZM63 205H64V203H63ZM142 205H143V203H142ZM156 205V204H155ZM170 205H171V203H170ZM169 205V206H170ZM188 205H190V204H188ZM188 205H186V207L188 206ZM209 205V204H208ZM255 205V204H254ZM62 206V205H61ZM137 206V205H136ZM193 206H195V205H193ZM50 207V206H49ZM140 207V206H139ZM142 207V206H141ZM140 207V208H141ZM257 207V206H256ZM36 208H39V207H37L36 206ZM41 208H42V206H41ZM66 208V207H65ZM68 208V207H67ZM66 208V209H67ZM90 208V207H89ZM143 208V207H142ZM153 208V207H152ZM190 208H192V206L190 207ZM194 208V207H193ZM264 208V207H263ZM45 209V208H44ZM61 209V208H60ZM71 209V208H70ZM155 209H157V208H155ZM162 209V208H161ZM184 209V208H183ZM183 209H177V210H175L174 212H172L173 213V216H174V218H177L178 220L180 219L179 217L181 216L180 214H183ZM39 210H40V208H39ZM59 210V209H58ZM64 210V209H63ZM68 210V209H67ZM90 210H91V208H90ZM154 210V209H153ZM158 210V209H157ZM172 210H173V208H172ZM197 209H195V211H196ZM240 210V209H239ZM258 210V209H257ZM48 210H46V212H47ZM89 211V210H88ZM87 211V212H88ZM159 211V210H158ZM162 211V210H161ZM185 211V210H184ZM44 212V211H43ZM68 212H70V211H68ZM67 212V213H68ZM74 212H76V211H74ZM167 212V211H166ZM186 212V211H185ZM189 212V211H188ZM160 213V212H159ZM187 213V212H186ZM51 214H53V213H51ZM69 214V213H68ZM54 215V214H53ZM64 215H66V214H64ZM192 215V214H191ZM195 215V214H194ZM244 215V214H243ZM49 216V215H48ZM60 216V215H59ZM62 216V215H61ZM72 216V215H71ZM71 216H69V217H71ZM78 216H80V215H78L77 214V218H78ZM86 216V215H85ZM185 216H186V214H185ZM43 217V216H42ZM45 217V216H44ZM46 217H47V215H46ZM45 217V218H46ZM64 217V216H63ZM192 217V216H191ZM194 217V216H193ZM58 218V217H57ZM74 218H75V216H74ZM86 218V217H85ZM197 218V217H196ZM258 218V217H257ZM61 219H63V218H60L59 220H61ZM70 219H73V218H70ZM165 220H167V219H165ZM191 220V219H190ZM48 221V220H47ZM71 221V220H70ZM181 221H183V222H185V218H183V219H181ZM193 221H194V219H193ZM44 222V221H43ZM51 222V221H50ZM64 222V221H63ZM170 221H168V223H169ZM177 222V221H176ZM182 222V223H183ZM45 223V222H44ZM60 223H61V221H60ZM71 223V222H70ZM74 223V222H73ZM73 223H71V224H73ZM172 223V222H171ZM173 223H175V221L173 222ZM181 223V224H182ZM191 223V222H190ZM193 223V222H192ZM191 223V224H192ZM37 224H39V223H37ZM53 224V223H52ZM58 224V223H57ZM194 224V223H193ZM62 225H64V224H62ZM178 225V224H177ZM72 226V225H71ZM171 226H172V224H171ZM174 226V225H173ZM183 226V224L181 225V227ZM187 226V225H186ZM190 226V225H189ZM45 227V226H44ZM46 228V227H45ZM62 228V227H61ZM67 228V227H66ZM69 228V227H68ZM71 228V227H70ZM75 228V227H74ZM176 228V227H175ZM174 228V229H175ZM179 228V227H178ZM34 229H36V228H34ZM47 229V228H46ZM59 229V228H58ZM180 229V228H179ZM178 229V230H179ZM182 229V228H181ZM54 230V229H53ZM60 230V229H59ZM176 230V229H175ZM35 231V230H34ZM33 231V232H34ZM44 231H45V229H44ZM55 231V230H54ZM53 231V232H54ZM68 231V230H67ZM67 231H66V233H67ZM71 231V230H70ZM220 231V230H219ZM236 231V230H235ZM235 231H234V233H235ZM62 232H64V231H62ZM39 233V232H38ZM50 233V232H49ZM69 233V232H68ZM68 233H67V235H68ZM35 234H36V231H35ZM41 235H42V233H40ZM52 234V233H51ZM70 234V233H69ZM65 235V234H64ZM63 235V236H64ZM66 235V236H67ZM83 235H85V233L83 234ZM254 235V234H253ZM185 236V235H184ZM31 237H35L34 235L33 236H31ZM42 237V236H41ZM179 237V236H178ZM187 236H185V238H186ZM37 238H38V235H37ZM46 238V237H45ZM44 238V239H45ZM57 238V237H56ZM82 238H83V236H82ZM89 238V237H88ZM65 239V238H64ZM68 239V238H67ZM66 239V240H67ZM80 239V238H79ZM29 240H31V239H29ZM33 240H35V238L33 239ZM37 240L38 239H36V243H37ZM55 240V239H54ZM63 240V239H62ZM165 240H167V239H165ZM179 240V239H178ZM264 240V239H263ZM43 241V240H42ZM78 241V240H77ZM82 240H80V243L81 244H83L82 242H81ZM90 241V240H89ZM170 242H171V240H169ZM168 240H167V242H169ZM179 241H181L182 242V240H179ZM32 242V241H31ZM35 242V241H34ZM39 242V241H38ZM56 242H58V241H56ZM67 242V241H66ZM68 242H69V240H68ZM67 242V243H68ZM79 242V241H78ZM77 242V243H78ZM164 242H166V241H164ZM174 242H176V241H172V244H173V246L175 245V243ZM188 242V241H187ZM237 242V241H236ZM36 243H34V244H36ZM41 242H39V244H40ZM60 243V242H59ZM77 243H76V245H77ZM87 243V242H86ZM160 243H162V242H160ZM45 244V243H44ZM53 244V243H52ZM62 244V243H61ZM73 244V243H72ZM79 244V243H78ZM80 244V245H81ZM90 244V243H89ZM168 244H170V243H165V244H161V247L160 248H162V250H164V252H165V249H167V248H172V244L170 245V247H168ZM41 245V244H40ZM86 245V244H85ZM158 245L159 244H156L155 246H157L158 247ZM177 245H178V241H177ZM176 245V246H177ZM183 245V243L181 244V245H179V246H182ZM244 245V244H243ZM41 246H43V245H41ZM40 246V247H41ZM51 246V245H50ZM53 246H55V244H53ZM61 246V245H60ZM66 247H67V245H65ZM37 247H38V245H37ZM56 247V246H55ZM66 247H65V249H66ZM76 247V246H75ZM78 247V246H77ZM85 247V246H84ZM89 247V246H88ZM157 247H155L156 249H157ZM175 247V246H174ZM62 248H63V246H62ZM80 248V247H79ZM155 248H154V250H155ZM176 248H178V246L176 247ZM264 248V247H263ZM24 249V248H23ZM38 249V248H37ZM81 249H82V247H81ZM91 249V248H90ZM172 249H175V248H172ZM179 249V248H178ZM182 249V248H181ZM181 249H180V251H181ZM27 251L28 250H30L29 249V247H28V249H26ZM38 250H40V249H38ZM42 250V249H41ZM77 250V249H76ZM86 250V249H85ZM153 250V249H152ZM158 250H159V248H158ZM158 250H156V251H158ZM176 250V249H175ZM237 250V249H236ZM33 251V250H32ZM37 251V250H36ZM35 251V252H36ZM43 251V250H42ZM49 251V250H48ZM53 251V250H52ZM51 251V252H52ZM91 251V250H90ZM155 251V252H156ZM159 251H161V250H159ZM38 252H40V251H38ZM78 252V251H77ZM89 252V251H88ZM168 252V251H167ZM170 252V253H169ZM169 252L167 253V254H169L170 255V258H171V256H172V254L174 255V250H173V252L174 253H171V249L169 250ZM210 252V251H209ZM66 253V251H64L63 252V250H59V249H56L55 251H54V255L55 256H53V261H54V263L53 264H62V259L61 258H63L64 257V254ZM75 253V252H74ZM82 253H84V252H82ZM180 253V252H179ZM178 253V254H179ZM34 254V253H33ZM37 254V253H36ZM42 254V253H41ZM69 254V253H68ZM79 254V253H78ZM87 254V253H86ZM92 254V253H91ZM49 255V254H48ZM76 256H77V261H73V264H83L82 262H83V258L82 257H78V255L77 254H75ZM80 255V254H79ZM168 255V256H169ZM50 256V255H49ZM92 256V255H91ZM91 256L88 258V259H91ZM41 257H43V256H41ZM66 257H69V256H66ZM179 258H180V256H179ZM186 258V257H185ZM193 258V257H192ZM34 259V258H33ZM37 259V258H36ZM67 259V258H66ZM70 259H71V257H70ZM73 259V258H72ZM71 259V260H72ZM87 259V258H86ZM87 259V260H88ZM173 259V258H172ZM175 259V258H174ZM173 259V260H174ZM35 260V259H34ZM38 260V259H37ZM180 260V259H179ZM174 261H176V260H174ZM188 261V260H187ZM48 262H51V259H50V261H48ZM71 262V261H70ZM32 264H34V263H32ZM86 264V263H85ZM172 264V263H171ZM175 264V263H174ZM236 264V263H235Z\"/></svg>",
  "mask_w": 264,
  "mask_h": 264
}]
</instances>
